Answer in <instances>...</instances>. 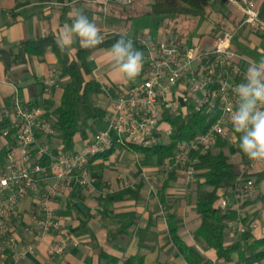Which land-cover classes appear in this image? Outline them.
I'll list each match as a JSON object with an SVG mask.
<instances>
[{
    "label": "crops",
    "instance_id": "0c3cea01",
    "mask_svg": "<svg viewBox=\"0 0 264 264\" xmlns=\"http://www.w3.org/2000/svg\"><path fill=\"white\" fill-rule=\"evenodd\" d=\"M155 1L132 0L128 4H120L116 0H0V49L16 53L20 41L46 35L56 37L65 24L71 23L70 15L76 10H83L89 19L95 20L103 38L116 33L126 34L135 42L136 49L144 54L143 69L136 79L126 81L121 78L114 71L106 52L93 50L87 58L89 73L86 78L95 79L103 90L92 95V99L107 113L118 89L134 85L143 78L151 43L181 38L186 45L210 50L215 43L216 21L220 18V11L229 13L236 20L242 16L236 7L223 4L220 7L213 1L216 5L207 19L159 21L158 17L147 14ZM255 1L260 26L257 29L239 27L232 40L234 50L242 55L239 66L243 73L250 63L264 56V0ZM143 15L151 19L138 24ZM198 21L205 24L201 31L195 26ZM221 22L226 28L233 27L229 18ZM152 26L158 28L155 33L149 30ZM99 48L106 50L110 47ZM78 49L80 45L77 40L69 51L73 53ZM66 82L67 77H59L57 58L50 49L41 57L33 56L25 62L11 63L8 68H5L0 53L1 112L10 111L12 97L17 96L27 105L43 106L48 113L59 105ZM170 89L169 96H177L179 102L178 113L174 117L194 110L190 101L177 95L182 89L180 84ZM46 101L52 103L48 108ZM105 117L106 114L103 119L96 120L100 125L87 119V124L74 137V150L80 149L96 131L105 127ZM161 127L163 130L171 128L167 120L161 123ZM168 137L169 134L164 132L158 142H166ZM37 139L39 144L56 147L45 135ZM10 142V138L0 136V149H8ZM224 147L225 153L233 152L229 157L235 169L240 171L243 164L241 154L239 151L235 153L232 146ZM172 162V157L159 161L157 153L116 147L105 163L97 162L89 168L90 185L62 189L54 199L53 206L61 223L72 231L73 243L68 249L62 255L51 257L47 253L50 237H44L36 243L32 252L16 257L12 253L14 264H120L128 256H142L143 261L137 264H188L168 235L164 207L172 206V211L182 220L180 236L187 244L195 245L192 233L199 225V218L194 212V204L203 198L208 187L198 186L203 178L188 182L181 168ZM254 168L253 172L264 171V166L255 165ZM172 169L176 171L169 176ZM205 170L204 166H196V174ZM168 177L169 180L165 182ZM125 187L137 189L138 197L113 196ZM246 198L251 203L245 208L250 214L248 219L252 220L251 233L255 238L264 237V178L256 180L254 191ZM34 207L35 195L25 196L19 203L18 215L12 218V230L20 240L18 249L32 239ZM81 225H84V231L78 233ZM113 231H117L118 235L109 240V232ZM234 239L236 235L229 231L227 243ZM203 253L210 264H236L235 254L232 260L224 261L217 257L212 248ZM251 264H264V258Z\"/></svg>",
    "mask_w": 264,
    "mask_h": 264
},
{
    "label": "built area",
    "instance_id": "2783aa9c",
    "mask_svg": "<svg viewBox=\"0 0 264 264\" xmlns=\"http://www.w3.org/2000/svg\"><path fill=\"white\" fill-rule=\"evenodd\" d=\"M116 1L128 4L132 0ZM213 1L236 7L242 15L239 27L260 26L255 0ZM233 36L231 30H223L210 50L186 45L181 38L151 43L148 66L141 81L117 90L106 113L105 127L72 152L39 144L36 132L51 131L47 110L43 106L27 105L13 96L10 111L5 110L9 124L2 134L11 142L0 165V259L6 256V250L16 254L14 257L32 252L44 237H50L49 256L62 255L68 249L73 243L72 231L61 223L53 206L54 199L62 189L91 184L89 160L93 155L111 149L115 143L150 147L164 132L170 134L171 128L163 130L161 123L178 113L177 96H169L173 85H181L177 95L190 101L194 111L211 110L213 106L218 111L206 132L181 140L175 147L172 164L181 168L188 182L196 173L194 151L204 153L218 140L236 144L229 109L236 102L235 85L241 82L233 77L243 79L245 73L239 66L242 55L232 48ZM254 166L247 159L238 172L251 173ZM238 185L243 194H250L255 189V179L247 176ZM29 195H35L32 239L18 249L20 240L12 230V218L18 215L21 199ZM218 204L238 210V203L227 198L222 197ZM229 225L234 228L235 223ZM237 228L242 230L240 225Z\"/></svg>",
    "mask_w": 264,
    "mask_h": 264
},
{
    "label": "trees",
    "instance_id": "16d2710c",
    "mask_svg": "<svg viewBox=\"0 0 264 264\" xmlns=\"http://www.w3.org/2000/svg\"><path fill=\"white\" fill-rule=\"evenodd\" d=\"M215 5L213 0H156L150 5L147 14L158 17L159 21L166 20L167 22L177 18L181 20L207 19ZM217 5L222 6L218 3ZM224 18H229L233 27L226 28L221 22ZM239 22L240 19L236 20L229 13L220 11V18L216 21L214 42L218 34L226 29L231 30L235 36L236 31L239 30ZM119 34L104 38V42L98 47H111L119 38ZM48 49L57 58L59 77H67L68 82L63 86L59 105L47 113L51 131L40 130L36 132V136L38 138L45 135L49 142L55 143L56 147H60L63 152H72L74 151V137L82 129L83 119L96 121L103 119L106 114L105 110L92 99V95L103 92L102 88L95 79L86 78L89 73L87 58L93 50L78 49L73 53L69 50L61 52L55 43V36L46 35L20 41L16 53L3 49H0V53L5 68H8L11 63L25 62L33 56L41 57ZM233 79L236 82H243L240 77H233ZM46 103L47 108L52 105L50 101H46ZM217 116V107L213 106L211 110L202 108L199 111H185L178 117H168L166 120L171 127V132L166 142H158L150 147L115 143L111 149L93 155L89 160V168L94 167L97 162L105 163L114 149L122 146L129 150L157 153L159 161L166 157H173L179 141L192 139L206 132ZM8 124L9 118L0 114V136ZM7 138L9 137L7 136ZM226 145L231 148L232 145L237 146V143L232 144L227 140H218L214 146L215 150H211L212 147L204 153L194 151L192 154V157L196 159V166L206 167L204 172L194 174L197 179L203 178L198 186L208 187L203 198L194 204V212L199 218V225L192 233L195 245L187 244L180 236L179 228L182 220L172 211V206L164 207L163 216L167 224L168 235L188 264H210V260L203 253L209 248L214 249L217 257L224 261L232 260L235 254L236 264H251L264 258V237L255 238L252 235L250 229L252 220L248 219L250 214L245 210L251 204L246 198L249 194H243L238 185L242 178L250 175L255 176V182L264 178V171L238 172L234 167V162L223 150ZM6 151V148L0 149V165L4 162ZM241 156L242 163L245 164L247 158L242 154ZM175 171L176 169H172L169 176H172ZM168 180L169 177L165 182ZM136 190L125 187L113 196L117 198L123 195L138 197ZM222 197L231 202H237L238 210L220 207L218 203ZM230 222L235 223L234 228L229 225ZM238 225L242 230L237 228ZM84 228V225H81L78 233L84 231ZM229 231L236 235V239L227 243ZM117 235V231L109 232L108 239L112 240ZM5 254L6 256L1 260L2 264H14L12 252L6 250ZM142 261V256H128L122 259L120 264H137Z\"/></svg>",
    "mask_w": 264,
    "mask_h": 264
},
{
    "label": "clouds",
    "instance_id": "9594fccd",
    "mask_svg": "<svg viewBox=\"0 0 264 264\" xmlns=\"http://www.w3.org/2000/svg\"><path fill=\"white\" fill-rule=\"evenodd\" d=\"M71 23L57 33L55 43L61 52L72 49L79 41L80 49L106 52L114 71L126 81L136 79L143 69L144 54L126 34L108 49L99 48L104 42L101 29L83 10L70 15ZM236 102L229 109V119L236 135L239 153L252 164L264 166V56L250 63L243 82L234 88Z\"/></svg>",
    "mask_w": 264,
    "mask_h": 264
},
{
    "label": "rangeland",
    "instance_id": "374dc122",
    "mask_svg": "<svg viewBox=\"0 0 264 264\" xmlns=\"http://www.w3.org/2000/svg\"><path fill=\"white\" fill-rule=\"evenodd\" d=\"M147 18H149V19H151V17H148L147 15H143V16H141L140 18H139V20L137 21V23L138 24H142V23H144L146 20H147ZM192 23L193 22H191L190 23V25L192 26ZM195 26H196V28L198 27V28H200L199 29V31H201V30H203V28L205 27V24L203 23V22H200V21H198L196 24H195ZM157 26H152L151 28H149V30H150V32L151 33H155L156 31H157ZM0 114H3V115H5V111H3V112H1L0 111ZM87 122H88V120L86 119V118H84L83 119V123H82V128L87 124ZM97 124H101L99 121L97 122V121H95ZM226 147H228V146H225L224 148H226ZM227 149V148H226ZM232 149H234V152L236 153L237 151H238V147L236 146V145H232ZM231 153H233V152H227V154L229 155V154H231ZM195 178V177H194Z\"/></svg>",
    "mask_w": 264,
    "mask_h": 264
}]
</instances>
